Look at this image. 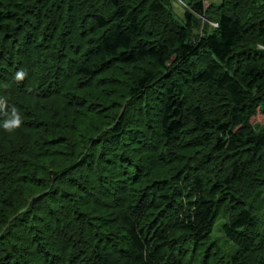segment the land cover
<instances>
[{
	"label": "trees",
	"instance_id": "1",
	"mask_svg": "<svg viewBox=\"0 0 264 264\" xmlns=\"http://www.w3.org/2000/svg\"><path fill=\"white\" fill-rule=\"evenodd\" d=\"M173 1L0 0V264H264V0Z\"/></svg>",
	"mask_w": 264,
	"mask_h": 264
},
{
	"label": "rangeland",
	"instance_id": "2",
	"mask_svg": "<svg viewBox=\"0 0 264 264\" xmlns=\"http://www.w3.org/2000/svg\"><path fill=\"white\" fill-rule=\"evenodd\" d=\"M208 1H210L212 3H220L221 0H208ZM182 5H183L182 0L173 1L174 11L178 15L183 14L184 10H183ZM206 24H207L208 30H210L216 26V23L213 21H207ZM221 222H222V219H218L216 221L214 229H213L212 234H211V237L216 240V242L218 243V245L221 249H223L224 251H227L230 245L227 242V240L225 239V237L221 231V225H220Z\"/></svg>",
	"mask_w": 264,
	"mask_h": 264
},
{
	"label": "clouds",
	"instance_id": "3",
	"mask_svg": "<svg viewBox=\"0 0 264 264\" xmlns=\"http://www.w3.org/2000/svg\"><path fill=\"white\" fill-rule=\"evenodd\" d=\"M22 76H23V73H17V78H18V79L22 78ZM14 123H15L16 125H18V124H19V120H16Z\"/></svg>",
	"mask_w": 264,
	"mask_h": 264
}]
</instances>
